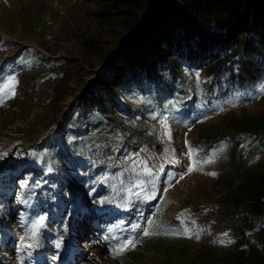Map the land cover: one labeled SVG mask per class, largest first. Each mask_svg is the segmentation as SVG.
Instances as JSON below:
<instances>
[{"label":"rangeland","instance_id":"374dc122","mask_svg":"<svg viewBox=\"0 0 264 264\" xmlns=\"http://www.w3.org/2000/svg\"><path fill=\"white\" fill-rule=\"evenodd\" d=\"M101 1L0 0V264H165L162 252L149 255L141 230L131 231L134 224L142 229L154 214L163 225L183 227L191 252L211 244L219 254L230 252L234 244L218 203L239 169H264V151L245 143L233 144L232 150L223 134L234 118L264 111V79L249 96L255 98L190 123L186 120L191 116H161L151 120L148 133L143 124L150 120L143 119V144L119 135L103 142L98 173L82 165L88 185L69 174L63 192L48 190L44 208L29 209L32 201L26 194L33 184L26 172H52L42 166L45 145L61 136L60 120L81 98L83 83L101 72L91 68L99 67L104 57H92L86 49L96 36L109 38L97 16ZM51 59L64 60V65L51 68ZM12 77L18 83H9ZM209 132L220 137L207 150L199 142ZM68 141H75L73 134ZM241 149L245 160L235 159ZM133 187L142 205L131 201ZM122 194L128 202L121 212ZM55 196L64 214L60 217ZM126 239H134L135 246L115 252Z\"/></svg>","mask_w":264,"mask_h":264},{"label":"trees","instance_id":"16d2710c","mask_svg":"<svg viewBox=\"0 0 264 264\" xmlns=\"http://www.w3.org/2000/svg\"><path fill=\"white\" fill-rule=\"evenodd\" d=\"M99 6L97 16L109 38L96 36L86 49L92 57H104L99 67L91 68L101 72L83 83L81 98L60 120L61 136L45 145L43 167L49 165L53 172L27 173L39 208L48 200L45 190L64 189L69 172L88 184L81 165L96 171L103 142L119 135L143 144V119L150 120L143 124L148 133L151 120L161 116H191L186 120L190 123L255 98L249 96L264 79V0H103ZM53 61L51 68L64 65V60ZM70 134L75 139L71 143ZM205 136L199 144L207 150L220 137L215 132ZM224 136L232 150L233 144L245 143L264 151V111L234 118ZM39 157L35 154L34 161ZM216 157L223 162V155ZM235 159L245 160L244 151ZM234 178L218 203L234 249L219 254L211 244L193 253L179 224L163 225L152 218L154 224L146 227L151 234H142L149 255L162 252L165 264H264V169H239Z\"/></svg>","mask_w":264,"mask_h":264},{"label":"snow or ice","instance_id":"6c2138e0","mask_svg":"<svg viewBox=\"0 0 264 264\" xmlns=\"http://www.w3.org/2000/svg\"><path fill=\"white\" fill-rule=\"evenodd\" d=\"M9 83L15 84V83H18V81L15 80V77H12L11 80L9 81ZM5 87L7 88L8 85L6 84ZM13 95H14V93H13ZM192 170H193L192 168L188 169L189 172L192 171ZM181 178H182V174H181ZM147 223L149 225H153L154 224V222L152 220H149ZM140 230H141V228H140L139 224L132 225V228H131L132 232H137V231H140ZM142 234L144 236H148L151 233H150V231L147 228H145V229L142 230ZM197 238H199V237L197 236ZM130 246L131 247L135 246L134 239H126V240H123V241L119 242L118 247L114 248V251L117 252V253L124 252V251H127Z\"/></svg>","mask_w":264,"mask_h":264},{"label":"bare ground","instance_id":"6f19581e","mask_svg":"<svg viewBox=\"0 0 264 264\" xmlns=\"http://www.w3.org/2000/svg\"><path fill=\"white\" fill-rule=\"evenodd\" d=\"M100 189V188H99ZM88 237V236H87Z\"/></svg>","mask_w":264,"mask_h":264}]
</instances>
